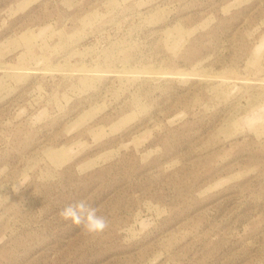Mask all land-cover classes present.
Segmentation results:
<instances>
[{"label": "rangeland", "instance_id": "374dc122", "mask_svg": "<svg viewBox=\"0 0 264 264\" xmlns=\"http://www.w3.org/2000/svg\"><path fill=\"white\" fill-rule=\"evenodd\" d=\"M0 264H264V0H0Z\"/></svg>", "mask_w": 264, "mask_h": 264}, {"label": "clouds", "instance_id": "9594fccd", "mask_svg": "<svg viewBox=\"0 0 264 264\" xmlns=\"http://www.w3.org/2000/svg\"><path fill=\"white\" fill-rule=\"evenodd\" d=\"M59 215L62 219L80 226L89 234L102 233L108 227L106 217L99 214V209L86 200L67 204L60 210Z\"/></svg>", "mask_w": 264, "mask_h": 264}]
</instances>
